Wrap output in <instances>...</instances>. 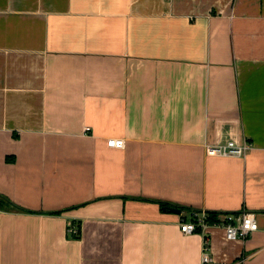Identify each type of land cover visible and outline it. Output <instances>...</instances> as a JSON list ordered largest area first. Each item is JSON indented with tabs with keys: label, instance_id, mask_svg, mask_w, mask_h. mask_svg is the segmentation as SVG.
I'll use <instances>...</instances> for the list:
<instances>
[{
	"label": "crops",
	"instance_id": "obj_1",
	"mask_svg": "<svg viewBox=\"0 0 264 264\" xmlns=\"http://www.w3.org/2000/svg\"><path fill=\"white\" fill-rule=\"evenodd\" d=\"M0 194V264H264V0H0Z\"/></svg>",
	"mask_w": 264,
	"mask_h": 264
},
{
	"label": "built area",
	"instance_id": "obj_2",
	"mask_svg": "<svg viewBox=\"0 0 264 264\" xmlns=\"http://www.w3.org/2000/svg\"><path fill=\"white\" fill-rule=\"evenodd\" d=\"M91 131V127L86 126L84 133ZM107 144L111 148L124 149L126 141L124 138H110ZM251 145L247 141L237 142L229 140L216 145H208L206 147L207 155L222 157H244ZM180 229L185 235L199 234L202 236V264H212L213 257L211 255V245L209 232L212 228H221L225 232V238L228 241L244 240L253 233L260 230L257 215L251 211H242L236 214H227L219 221L210 223L207 220L206 212L193 211L190 219L183 217L179 222ZM69 232L73 236H79L76 228H70ZM78 234V235H77Z\"/></svg>",
	"mask_w": 264,
	"mask_h": 264
},
{
	"label": "trees",
	"instance_id": "obj_3",
	"mask_svg": "<svg viewBox=\"0 0 264 264\" xmlns=\"http://www.w3.org/2000/svg\"><path fill=\"white\" fill-rule=\"evenodd\" d=\"M162 205L164 207L166 206L165 204H162ZM0 209L25 211V209H23L19 205L15 204L9 197H7L5 195H1V194H0ZM59 213H61V211L51 212V214H59ZM223 217H224V215L219 214V213H215V212H208L207 213V220L210 223L217 222ZM75 237L78 238L79 236H75Z\"/></svg>",
	"mask_w": 264,
	"mask_h": 264
},
{
	"label": "water",
	"instance_id": "obj_4",
	"mask_svg": "<svg viewBox=\"0 0 264 264\" xmlns=\"http://www.w3.org/2000/svg\"><path fill=\"white\" fill-rule=\"evenodd\" d=\"M163 209L164 210H169L170 212L177 213V214H181V212H182L181 209L176 208V207L165 206Z\"/></svg>",
	"mask_w": 264,
	"mask_h": 264
},
{
	"label": "rangeland",
	"instance_id": "obj_5",
	"mask_svg": "<svg viewBox=\"0 0 264 264\" xmlns=\"http://www.w3.org/2000/svg\"><path fill=\"white\" fill-rule=\"evenodd\" d=\"M77 230H78V232H79V229L78 228H76ZM68 232H69V230H68ZM70 233V232H69ZM71 234V233H70ZM79 234H80V232H79ZM72 235V237H75V236H73V234H71ZM78 235V234H77Z\"/></svg>",
	"mask_w": 264,
	"mask_h": 264
}]
</instances>
